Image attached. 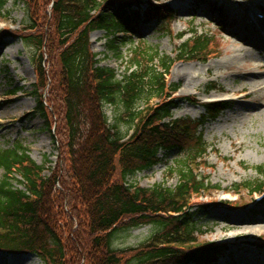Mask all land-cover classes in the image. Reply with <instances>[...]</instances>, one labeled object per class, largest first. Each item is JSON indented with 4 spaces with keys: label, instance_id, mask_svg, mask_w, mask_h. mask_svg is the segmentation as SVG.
I'll return each instance as SVG.
<instances>
[{
    "label": "trees",
    "instance_id": "16d2710c",
    "mask_svg": "<svg viewBox=\"0 0 264 264\" xmlns=\"http://www.w3.org/2000/svg\"><path fill=\"white\" fill-rule=\"evenodd\" d=\"M22 1L32 3L33 13L20 38L38 51L36 89L48 90L46 97L38 94L36 109L52 122L50 129L56 124L51 135L58 161L45 174L18 142L0 147V252L33 254L43 264H219L227 248L199 242L204 232L195 218L209 206L192 198L220 189L198 173L208 150L199 129L227 105H203L205 115L197 121L173 118L181 103H197L175 97L177 89L165 77L169 57L133 47L135 69L118 78L90 48V34L103 31L108 49L117 52L130 41L135 22H160L170 11L148 3L142 8L140 0ZM5 5L0 0V17L8 14ZM9 37L19 35L0 30V47ZM213 51L208 39L195 36L177 56L202 60ZM105 106H118L124 114L111 125ZM120 121L128 124L124 133ZM174 150L185 151L167 169L177 176L174 187L136 184L137 173ZM254 170L263 175L264 163ZM239 188L259 192L249 181L233 191ZM144 226L155 230L144 243L114 249L119 233Z\"/></svg>",
    "mask_w": 264,
    "mask_h": 264
},
{
    "label": "rangeland",
    "instance_id": "374dc122",
    "mask_svg": "<svg viewBox=\"0 0 264 264\" xmlns=\"http://www.w3.org/2000/svg\"><path fill=\"white\" fill-rule=\"evenodd\" d=\"M162 2L167 6L161 11L170 12L161 14L160 22L134 23L133 33L128 36L130 41L119 46L117 52L108 49V40L103 31L90 34V48L97 54L100 66L113 69L121 78L135 69L130 59L133 47L137 46L157 50L159 56L169 57L172 65L167 83L176 87L175 97H194L200 103H181L173 110V118L199 120L205 115L201 107L203 103L226 96L234 98L232 92L241 90V82L246 86L245 92L253 91L247 85L248 79L242 77L245 73L242 65L228 70L221 68L231 55L224 54L221 49L226 38L244 45L240 38L232 37L229 32L238 27L237 20L245 19V12L248 11L244 7H254L253 17H257L258 7L259 11L264 12V0ZM141 3L142 8L146 6L145 0ZM31 6L32 3L28 7L26 1L22 0H6L4 13L8 14L0 17V30L8 29L19 35L5 39L0 47V147L7 148L18 142L28 150L36 164L44 166L45 174H48L58 161V150L51 135L56 124L53 123L54 127L50 129L48 126L52 122H45L36 109L38 94L46 97L48 88L37 91L39 78L35 63L38 51L25 46L20 38L27 33L30 14L33 13ZM195 36L208 39L214 48L213 54H216H205L202 60L180 59L177 56L179 49L183 44L188 49V42ZM230 49L233 51V47ZM256 97L257 100L247 103L242 99L238 102L232 100L227 110L214 119L206 120L199 129L208 150L205 164L201 165L198 173L208 178L211 185H219L223 191H210L193 197L192 203L209 206L206 215L195 218L197 226L204 232L198 237L199 242L228 246L229 251L219 260V264H264V199L263 202L255 201L263 196L264 174L258 176L254 171L255 167L264 163V92L260 91ZM104 112L111 125L124 114L118 106H105ZM117 124L120 132L128 130L126 122ZM161 155L158 156L161 158ZM184 155L185 151L169 152L160 164L137 173L134 177L136 184L146 188L154 184L174 187L177 176L169 174L167 169ZM16 178L19 179L18 176ZM248 181L256 184L261 189L260 193L252 194L241 188L237 194L224 191ZM154 231L153 227L144 226L119 233L113 242L114 249L135 248ZM10 255L0 253V264H43L33 254L13 255L15 257L12 259Z\"/></svg>",
    "mask_w": 264,
    "mask_h": 264
},
{
    "label": "bare ground",
    "instance_id": "6f19581e",
    "mask_svg": "<svg viewBox=\"0 0 264 264\" xmlns=\"http://www.w3.org/2000/svg\"><path fill=\"white\" fill-rule=\"evenodd\" d=\"M245 21L250 22L249 27L246 25ZM245 21L237 20L238 27L234 31L229 32V35L232 37L240 38L241 43H244V45L238 42H232L230 38L223 40L221 52L231 55L224 61L221 68L228 70L242 65L243 70H245L242 77L243 79H248L249 83H247V85L253 91L250 92L251 94L245 92L244 89L246 86L244 82H241V90L232 92L234 98L231 99L230 96L224 98L225 100L229 99L227 105H230L232 100L238 102L239 99H242L243 102L246 103L248 101L257 100L256 95L260 91L264 92V21L252 19L249 12H247V19ZM246 31L248 33H245ZM230 47H233V51ZM234 73L237 74V72ZM190 98H192L193 101L196 100L194 97ZM13 257L15 256H9L10 259Z\"/></svg>",
    "mask_w": 264,
    "mask_h": 264
}]
</instances>
